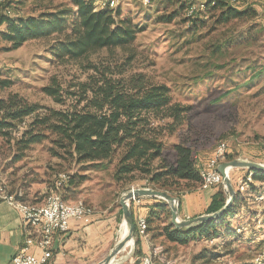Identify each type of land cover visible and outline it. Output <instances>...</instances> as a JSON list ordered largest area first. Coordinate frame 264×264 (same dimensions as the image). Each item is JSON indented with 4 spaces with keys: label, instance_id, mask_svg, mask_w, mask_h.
Segmentation results:
<instances>
[{
    "label": "rangeland",
    "instance_id": "374dc122",
    "mask_svg": "<svg viewBox=\"0 0 264 264\" xmlns=\"http://www.w3.org/2000/svg\"><path fill=\"white\" fill-rule=\"evenodd\" d=\"M144 1L121 0L112 12L116 15L119 11L116 17L128 19L129 25L136 29L131 47L137 54L127 74L144 73L152 83L166 84L170 88L171 104L184 108L179 118L181 124L172 132L168 128L161 131L162 157L173 164L177 158L175 145L185 143L197 145L196 157L204 162L217 145L225 141L232 156L231 159L227 156L225 161L238 159L264 164V16L257 10L250 16L249 8L244 16L219 21L221 9H212L215 1L206 0L208 9L188 18V0ZM190 1L189 6L198 5V1ZM5 3L12 17L38 16L63 8L76 10L72 0H6ZM98 3L96 0V9ZM205 4L200 2V9L205 8ZM235 6L250 7V0H237ZM6 32L7 25L0 26V96L17 93L40 104L42 111L64 109L74 100L67 97L66 104L59 103L44 92L53 77L64 85L85 81L90 73L84 68L88 58L100 62L106 58L119 59L122 54L118 49L112 57L102 49L78 60L60 59L53 47L64 41L65 32L31 38L17 48H12V42L4 37ZM66 32H71L70 25ZM75 89L70 87V91ZM157 115L167 117L168 112L159 110ZM50 146V138L44 139L24 150V156L17 160L16 156L22 151L18 150L15 138L0 137V174L10 190L20 191L25 196L26 188L34 184L35 189L37 185L47 186L46 196L57 193V190L51 192L50 187L58 173L63 170L73 173L76 166L54 157ZM115 163L107 169L94 165L82 170L81 173L89 178L84 182L86 188L82 197L76 200L85 201L94 211L111 210L119 206L122 196L131 191L132 186L151 188L146 186L147 182L131 187L126 182L117 184L113 179ZM247 169L232 167L228 174L230 172L237 184L239 178L247 175ZM242 180L238 181V191L242 195L235 210L237 215L219 220L221 225L216 235L201 236L187 244L168 241L160 235L162 227L172 221V214L167 210L153 228L150 226V234H155L150 250L158 247L160 257L156 251H148L151 252L148 253L149 261L264 264V257L259 258V254L264 253V180H254L241 190ZM217 188L228 191L225 181ZM188 191L183 188L177 193L167 192L178 198ZM128 203L131 205L132 201ZM134 244L135 238L127 251L116 256L113 264H134Z\"/></svg>",
    "mask_w": 264,
    "mask_h": 264
},
{
    "label": "trees",
    "instance_id": "16d2710c",
    "mask_svg": "<svg viewBox=\"0 0 264 264\" xmlns=\"http://www.w3.org/2000/svg\"><path fill=\"white\" fill-rule=\"evenodd\" d=\"M72 1L76 10L63 8L42 12L38 16L15 17L6 12L9 7L3 3L0 26L7 25L4 37L12 42V48H17L28 39L65 32L64 41H59L53 47L57 58L78 60L102 49H106L112 57L120 49L121 57L113 60L106 58L100 62L88 58L84 68L90 73L85 81L64 85L53 77L52 83L43 90L59 103L66 104V98L72 97L71 100H74L64 109L42 111L40 104L30 102L17 93L0 96V137L15 138L17 148L20 147L18 150L22 151L16 156L17 160L24 156V150L31 145L50 138V153L68 161L70 166H76L73 173L67 170L58 173L53 187H50L53 189L51 192L58 190L61 173L66 174L67 179L62 182L60 191L89 178L81 173L82 170L94 165L107 169L115 161L113 179L117 184L126 182L131 187L147 182V187L170 193L200 186L203 161L196 157L197 145L176 144L177 158L173 164L162 157L164 143L160 138L161 131L163 128L174 131L181 124L179 118L184 108L180 104H171L170 88L166 84H154L144 73L127 74L137 54L131 47L136 38V29L129 25L128 19L117 18L120 12L116 11L114 15V8L96 9V0ZM214 1L211 8L221 9L219 21L244 16L249 8L250 16L257 12L252 6L237 7L231 0ZM191 3L188 0L186 7ZM205 3L206 7L201 11L208 9ZM69 25L71 32H66ZM4 83L9 84L7 81ZM70 87H76L75 91H70ZM163 109L167 110V117L157 115ZM23 121L27 124L21 129ZM227 156L232 158L229 153ZM250 171L255 180H264V171ZM241 195L237 191L231 207L216 219L183 227H176L171 221L162 227L160 235L178 244H187L205 235H216L221 225L219 220L235 214ZM155 198L159 204L166 202L162 198ZM228 198V191L220 188L213 195L207 214L222 208ZM168 212L171 214L170 209ZM147 222L150 232L148 219ZM135 225L134 264H143V237L138 232L136 221ZM154 264L161 263L154 261Z\"/></svg>",
    "mask_w": 264,
    "mask_h": 264
},
{
    "label": "crops",
    "instance_id": "0c3cea01",
    "mask_svg": "<svg viewBox=\"0 0 264 264\" xmlns=\"http://www.w3.org/2000/svg\"><path fill=\"white\" fill-rule=\"evenodd\" d=\"M196 1L206 2V0ZM250 6L264 16V0H250ZM247 172L248 171H246V174H248ZM231 179L234 187L237 188V184L234 182L233 177H231ZM85 181H87V179L76 186L60 191L62 198L68 202L77 201V197H82L85 190L84 188H86V185H84ZM31 185L32 188H26L24 199L27 202L37 204L44 202L48 187L37 185L39 187L35 189V187H33L34 184ZM203 187L201 183L200 186L191 188L188 192L180 196V219H191L206 214L213 195L219 189L217 188L218 186H215L203 190ZM52 190L53 189L50 188V191ZM241 190H244V187H242ZM19 193L22 192L19 191ZM130 207L133 211L136 223L138 215L141 214L149 220V224L153 228L154 224L159 222L158 218L166 214L167 210L170 208V204L168 201L159 204V200L156 199L155 196H144L140 208H138L134 202L131 203ZM89 209L90 212L87 214H94V212H96V210L94 211L90 207ZM122 209L120 203L119 206L111 210L104 208L89 219H71L68 232L56 233L54 236L51 264H98L103 261L108 256L115 243L126 231V217ZM238 210L241 209L238 208ZM235 215L237 214H234V216ZM29 235L28 226L24 223L21 214L6 201L0 199V264H13V256L20 251ZM135 235L131 242L118 252L117 258L120 256V253L127 251L126 248L133 243ZM151 244H154V239L153 235L149 232V236H146V238L142 240V250L145 252V256L149 253L148 251L152 252L153 247L152 250H150ZM30 251L33 253L40 252L35 246H31ZM48 264H50V260Z\"/></svg>",
    "mask_w": 264,
    "mask_h": 264
},
{
    "label": "built area",
    "instance_id": "2783aa9c",
    "mask_svg": "<svg viewBox=\"0 0 264 264\" xmlns=\"http://www.w3.org/2000/svg\"><path fill=\"white\" fill-rule=\"evenodd\" d=\"M6 0H0V8ZM109 1H117L118 0H102L97 4V9L104 8ZM148 0H146L147 2ZM233 3H236L237 0H231ZM186 11L189 12V18L191 15L195 13H199L200 9V1H198V5L187 6ZM8 14L11 13V10L6 11ZM27 124L26 121H23L21 129L25 127ZM21 131L18 132V135ZM229 149H224L222 146H217L211 156L202 162L201 165V180H204L203 190H207L209 188L220 185L223 180H216V173L221 172L219 168H215V160L217 156H223L224 154H228ZM242 176L238 179L242 180ZM60 181L58 182V189L62 185V182L67 179L66 174L60 175ZM238 181H237V191H238ZM0 187L3 189H7V196H0V199L6 201L9 205L14 207L22 216V219L26 226H28L30 235L27 237L25 244L21 247L20 251L15 254L12 258L13 264H41L42 258H53L52 252V243L50 241V233H66L70 228L71 219H89L90 217L96 215L99 211L94 212V214H86L82 212V204H87L85 201L81 200L79 206H66L63 199L60 197V192L57 190V205H53L51 209H32V203L29 202V210H20L16 205V195L19 194V191L15 192L6 187L5 185V177L0 174ZM140 187L133 186L131 187V191L139 189ZM50 199L49 194L46 196ZM138 208L142 205L141 197L133 196L131 199ZM264 226V219L262 221ZM137 227L139 234L146 238L149 236V231L144 230V216L138 215L137 218ZM31 246H35L39 253H33L30 251ZM152 251H156L158 257H160V249L158 247H154ZM264 253L259 254V258H263ZM159 259V258H158ZM143 263H154V261H149V256L143 259Z\"/></svg>",
    "mask_w": 264,
    "mask_h": 264
},
{
    "label": "water",
    "instance_id": "95a60500",
    "mask_svg": "<svg viewBox=\"0 0 264 264\" xmlns=\"http://www.w3.org/2000/svg\"><path fill=\"white\" fill-rule=\"evenodd\" d=\"M232 167H243V168H248L250 170L256 169V170L264 171V164L254 162V161H242V160L234 159V160L225 161L221 163V165L219 166V170L221 171L225 184L227 186V190L229 193V200L222 208H220L216 212L204 214V215L197 216L191 219L182 220L179 218L178 198L175 196H172L167 191H162V190L154 189V188H147V189L139 188L134 191H129L125 193L122 196L120 202H121V205L124 210L125 217H126V225H127L126 231L123 234V236L115 243V245L113 246L108 256L98 264H113L118 252L121 251L123 248H125L133 239L136 233V225H135L132 209L128 203V201L131 200L133 196H136V197L155 196V197H159V198H162L168 201L170 204V210L172 214V223H174L176 227H183V226L191 225V224L201 222V221L216 219L220 217L221 215H223L225 211L229 209V207H231V205L233 204L235 200L236 189L233 185L230 175L228 174V169Z\"/></svg>",
    "mask_w": 264,
    "mask_h": 264
},
{
    "label": "bare ground",
    "instance_id": "6f19581e",
    "mask_svg": "<svg viewBox=\"0 0 264 264\" xmlns=\"http://www.w3.org/2000/svg\"><path fill=\"white\" fill-rule=\"evenodd\" d=\"M102 1V0H99ZM121 0L117 1H109L107 2V5H105L106 7L109 8H116ZM145 3L146 0L144 1ZM10 10V9H8ZM217 146H222V148L227 149L228 148V143L223 141L220 144H218ZM227 154H224L223 156H217L216 160H215V168H219V166L221 165V163H223L226 160ZM64 174V173H63ZM223 175L221 172H217L216 173V180H223ZM254 177H253V172L250 171L245 177H243V180L241 181L242 186L244 187L246 186L248 183H252L254 182ZM202 185L204 186V180H201ZM6 185V184H5ZM7 187V185H6ZM133 187V186H132ZM0 196H7V189H3L2 187H0ZM50 199H48V197H46L45 201L42 203H32V209H51L53 207V205H57V193H52L49 194ZM60 197L62 198V195L60 194ZM63 199V198H62ZM64 203H66V206H79V203H81V199L75 201V202H68L65 199H63ZM16 205L18 206V208L20 210H29V202H27L24 199V196L22 193H19L16 195ZM82 212L83 213H89L90 209L86 204H82ZM148 229V222L147 219L144 217V230ZM56 235V233H50V241H53L54 236ZM50 258H42L41 259V264H48ZM144 264H149V263H144Z\"/></svg>",
    "mask_w": 264,
    "mask_h": 264
}]
</instances>
